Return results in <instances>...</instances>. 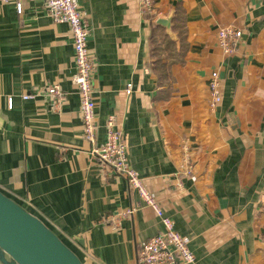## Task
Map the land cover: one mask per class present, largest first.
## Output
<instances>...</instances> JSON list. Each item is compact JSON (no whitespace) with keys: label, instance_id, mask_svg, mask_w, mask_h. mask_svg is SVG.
<instances>
[{"label":"crops","instance_id":"1","mask_svg":"<svg viewBox=\"0 0 264 264\" xmlns=\"http://www.w3.org/2000/svg\"><path fill=\"white\" fill-rule=\"evenodd\" d=\"M76 2L96 64L95 146L113 118L192 264H264V0H154L156 20L139 0ZM20 4L21 13L0 4V192L85 264H137L141 245L163 232L160 218L89 152L68 25L42 0ZM228 26L241 37L225 55L217 33ZM55 84L59 106L46 93Z\"/></svg>","mask_w":264,"mask_h":264},{"label":"built area","instance_id":"2","mask_svg":"<svg viewBox=\"0 0 264 264\" xmlns=\"http://www.w3.org/2000/svg\"><path fill=\"white\" fill-rule=\"evenodd\" d=\"M21 0H0V4H13L17 13H21ZM49 15L56 23L68 25L73 41V63L75 73L72 84L79 96V115L82 122V137L90 145L89 152L96 158L103 175L111 173L126 180L129 188L140 200L156 213L163 225V232L144 242L137 256V264H192L193 253L187 241L175 231L173 222L163 215L157 201L144 186L137 173L129 166L127 149L122 133L115 127L114 119L106 121V138L102 145L95 146L96 121L93 75L96 64L87 48L88 29L86 28L76 0H42ZM140 12L152 20L162 14L156 11L154 0H139ZM241 37V31L228 26L220 28L217 33V44L225 55L233 52ZM211 106L221 101L220 79L217 71H213L208 79ZM129 92V89H127ZM50 103L59 106L65 99V93L58 85H50L46 90ZM29 96H24L27 99ZM11 107V102H10ZM192 165L187 164L185 174L192 173ZM135 208H129L121 216L131 217Z\"/></svg>","mask_w":264,"mask_h":264},{"label":"water","instance_id":"3","mask_svg":"<svg viewBox=\"0 0 264 264\" xmlns=\"http://www.w3.org/2000/svg\"><path fill=\"white\" fill-rule=\"evenodd\" d=\"M158 23L168 27V21ZM0 264L85 263L41 220L0 192Z\"/></svg>","mask_w":264,"mask_h":264},{"label":"trees","instance_id":"4","mask_svg":"<svg viewBox=\"0 0 264 264\" xmlns=\"http://www.w3.org/2000/svg\"><path fill=\"white\" fill-rule=\"evenodd\" d=\"M81 260V259H80ZM82 261V260H81Z\"/></svg>","mask_w":264,"mask_h":264}]
</instances>
